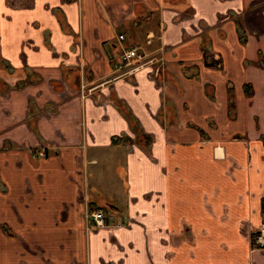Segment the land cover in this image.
<instances>
[{
  "label": "crops",
  "instance_id": "1",
  "mask_svg": "<svg viewBox=\"0 0 264 264\" xmlns=\"http://www.w3.org/2000/svg\"><path fill=\"white\" fill-rule=\"evenodd\" d=\"M262 220L264 0H0V264H264Z\"/></svg>",
  "mask_w": 264,
  "mask_h": 264
},
{
  "label": "built area",
  "instance_id": "2",
  "mask_svg": "<svg viewBox=\"0 0 264 264\" xmlns=\"http://www.w3.org/2000/svg\"><path fill=\"white\" fill-rule=\"evenodd\" d=\"M153 38L152 33L146 35L145 42L150 44ZM118 47L121 51V57L118 61L115 71V77H124L130 75L133 71L149 65L151 67V76L153 79L160 77L162 71V51H154L153 53L144 50L142 47L138 46H129L125 47L123 45L124 36L119 34L118 37ZM80 69V82L78 86V91L81 98H85L88 95H91L93 90L96 88L95 85H92V82H86V70L87 67L81 63L79 66ZM40 156L45 155L44 151L40 150ZM81 161V170L84 174L85 166L87 161L84 157V154L80 155ZM87 218L91 220V224L95 226H102L106 224V220L109 221L113 219V215H106L101 210H91L87 213ZM250 242L253 248L264 250V220L261 221L257 229L254 231V236L251 237Z\"/></svg>",
  "mask_w": 264,
  "mask_h": 264
},
{
  "label": "trees",
  "instance_id": "3",
  "mask_svg": "<svg viewBox=\"0 0 264 264\" xmlns=\"http://www.w3.org/2000/svg\"><path fill=\"white\" fill-rule=\"evenodd\" d=\"M238 30H239V35L241 37V40L243 42H245L246 40V37H245V31L243 29V26L241 25V23L238 24ZM206 52V51H204ZM203 57H204V63L207 64V65H212V66H215L217 68H220V61L218 59H215L210 62L207 61V54L206 53H203ZM216 60H218V62H216ZM216 62V63H215ZM187 70H189V68H183V71L185 73H187ZM192 77H197V71L192 72ZM245 87L249 88L248 85H245ZM246 91V89H245ZM206 92H207V96L212 99V94L210 93V88L207 86L206 87ZM228 94H229V115L232 117V113H233V110H234V102H233V91H232V86H229L228 88ZM247 95H249V92H246ZM132 121V127L134 128L135 132H136V139L139 143H141L142 145H148L150 140H151V137L149 135H146L145 133H143V131H141V128L140 126L138 125V123L136 121H134L133 119H131ZM121 138H117L115 137L114 138V141L115 142H118L120 141ZM45 154V153H44ZM102 201L103 204H105L106 206H111L109 203L107 202H103L102 198L100 199ZM113 208V207H111ZM3 229L5 230V232L7 233H10V235H12V232L8 229V227H6L5 225H3Z\"/></svg>",
  "mask_w": 264,
  "mask_h": 264
},
{
  "label": "rangeland",
  "instance_id": "4",
  "mask_svg": "<svg viewBox=\"0 0 264 264\" xmlns=\"http://www.w3.org/2000/svg\"><path fill=\"white\" fill-rule=\"evenodd\" d=\"M160 49H158L157 51H159ZM162 51V50H161ZM154 51H152L151 53H153ZM162 59H163V57H162ZM163 61H164V59L162 60V69H163ZM162 72H163V70L161 71V75H160V77H158V78H155L154 80L156 81V82H158L161 78H162ZM40 156V155H39ZM45 155H43L42 157H44ZM79 159H80V157H79ZM85 159H86V161H87V164H86V166H85V168H86V170H87V165H88V163H89V161H88V159L85 157ZM80 161V160H79ZM79 165H80V168H81V161L79 162ZM80 176L82 175V170H80ZM85 173H86V171L84 172V174H83V176L85 177ZM3 225H5L6 226V224H3ZM7 227V226H6ZM8 229L10 230V228L8 227ZM3 231H4V233L5 234H7V235H10V233H7V232H5V230L3 229ZM11 231V230H10Z\"/></svg>",
  "mask_w": 264,
  "mask_h": 264
},
{
  "label": "flooded vegetation",
  "instance_id": "5",
  "mask_svg": "<svg viewBox=\"0 0 264 264\" xmlns=\"http://www.w3.org/2000/svg\"><path fill=\"white\" fill-rule=\"evenodd\" d=\"M7 226V225H6ZM254 236V231H253V233L252 234H250L249 235V239H251V237H253ZM252 245V244H251Z\"/></svg>",
  "mask_w": 264,
  "mask_h": 264
}]
</instances>
